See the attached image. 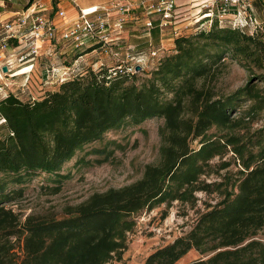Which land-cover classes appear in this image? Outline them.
<instances>
[{"label":"trees","instance_id":"1","mask_svg":"<svg viewBox=\"0 0 264 264\" xmlns=\"http://www.w3.org/2000/svg\"><path fill=\"white\" fill-rule=\"evenodd\" d=\"M173 44L171 54L143 77L137 76L143 71L97 67L39 99L0 97V264L120 261L137 215L175 201L193 205L197 192L222 199L143 264H175L192 250L200 258L189 264H264V31L249 34L214 23L175 37ZM226 57L251 78L225 95L210 83ZM151 119L163 120L159 162L145 166L136 182L94 193L60 219L27 216L21 222L5 206L22 193L6 192L9 184L44 174L57 184L56 193L65 179L60 169L77 151L110 131ZM229 154V161L211 164ZM231 164L239 168L233 177L205 181Z\"/></svg>","mask_w":264,"mask_h":264},{"label":"rangeland","instance_id":"2","mask_svg":"<svg viewBox=\"0 0 264 264\" xmlns=\"http://www.w3.org/2000/svg\"><path fill=\"white\" fill-rule=\"evenodd\" d=\"M110 1L81 0L78 5L80 8H86L104 5ZM176 5L183 6L179 9L181 18L177 20V26L180 27L181 34H193L195 26L190 23L193 21L194 15L199 12V2L191 0L188 4V0H179L176 1ZM253 10L257 20L263 21L262 2L253 5ZM205 11L202 9L201 13ZM228 17L227 20L232 19L231 15ZM226 21L217 22V25L231 27V24ZM212 22L214 23L215 20L213 19ZM239 24L241 26L238 27L245 29L244 32H253L252 26L248 25V27L242 28L245 26L244 23L240 22ZM164 34L163 40H166L169 37V31ZM132 39L135 38H128L122 44L121 51H124L123 47L128 44L135 45ZM168 43L171 44V42ZM152 46L154 48L159 47L154 42ZM163 49V56L171 54V46L165 45ZM58 50L60 55L56 54L50 62L57 67L75 65V69L79 74L91 68L96 69L95 67H99L100 64H103L104 68L111 67L114 64V60L109 56V53L106 54L103 51L91 53L89 52L91 49L72 50L67 48L66 45L65 47L60 46ZM144 52H147V50ZM74 61H77V64ZM48 63L49 60L45 59L44 56L33 60L31 62L32 68H28L29 64H25L20 69L17 63L15 65L16 69L21 70L16 74L17 76L0 82L6 83L8 85L7 89L16 94L23 102H26L29 98L39 99L47 91L53 92L58 88L57 84L44 83L45 78L42 74H44L45 66ZM24 67L27 68L22 69ZM154 67L152 64L147 65L141 70L143 72L137 76L143 77L145 73H149ZM216 70L215 80L210 85L214 87L215 92L218 94H229L243 87L251 78L249 72L229 57H226ZM244 106L241 108H244ZM2 122L3 120L0 119V125ZM162 125V119H151L137 126L127 124L118 130L106 133L100 141L85 145L75 153L71 160L62 165L59 173L65 179L62 180L58 192L53 193V189L57 185L53 182V178L44 174H36L21 186L9 184L6 187V192L21 189L22 193L21 196L16 197L5 206L11 208L19 216L21 222L27 216L60 219L65 217V211L68 207L81 204L94 193H102L111 188L118 189L136 182L142 177L145 166L157 165L159 162V147L161 144L159 129ZM260 125V121L254 122L251 130L258 128ZM1 132L0 130V134ZM197 146L198 143L194 142L193 147L196 148ZM95 149H105V152L101 155L92 154ZM110 152L111 154L107 157ZM230 157L229 154L221 160L215 158L211 164L218 165L220 161H229ZM237 170L239 168L231 164L226 170H220L218 174L205 178V181L207 183H220L224 175L228 174L233 177ZM1 177L0 174V179ZM202 179L204 180V178ZM195 196L197 200L193 205L175 201L168 206L162 204L151 211H143L137 215L135 217L136 227L132 233L127 235V249L120 261H112L111 264H143L147 256L155 249L166 246L188 233L200 214L215 206L222 199V196L218 193L197 192ZM259 238L264 237L259 236ZM199 258V254L192 250L175 264H189Z\"/></svg>","mask_w":264,"mask_h":264},{"label":"built area","instance_id":"3","mask_svg":"<svg viewBox=\"0 0 264 264\" xmlns=\"http://www.w3.org/2000/svg\"><path fill=\"white\" fill-rule=\"evenodd\" d=\"M42 1L30 0L24 9L10 17L0 18V81L16 77L22 65L29 64L27 67L32 68L31 62L42 56L49 60L42 74L44 83L58 85L75 77L79 74L75 65L57 67L50 62L56 54L60 55L58 48L62 45L72 50L91 49V53H109L114 60L111 66L113 71L135 74L137 66L143 70L149 64L156 66L163 58V47L152 46L153 29H158L161 34L169 31L173 37L182 35L177 26V20L181 18L179 9L183 7L176 5L179 0H112L104 5L83 9L76 0H54L55 8L50 10L45 8ZM192 1L200 5L199 12L190 23L195 26L194 32L217 22L222 23L229 15L232 17L226 21L231 24L229 28L240 29L239 23L243 22L245 26L242 28L252 26L253 32L249 34L264 31V20L258 21L253 10L257 2H262L264 10V0ZM65 2L70 3L76 11L70 14L63 6ZM202 9L206 11L201 13ZM47 11L49 13L46 14ZM128 38L145 40L148 51H136V44H128L121 51L122 44ZM74 62L77 64V61ZM17 63L19 70L15 67ZM3 68H6V72H3ZM1 84L0 97L13 93L7 89L6 83Z\"/></svg>","mask_w":264,"mask_h":264},{"label":"crops","instance_id":"4","mask_svg":"<svg viewBox=\"0 0 264 264\" xmlns=\"http://www.w3.org/2000/svg\"><path fill=\"white\" fill-rule=\"evenodd\" d=\"M30 0H0V18H6V17H10L14 12L20 11L22 9H24ZM77 1V5L79 3V1L81 0H76ZM112 1V0H111ZM134 2H136L137 0H132ZM42 4L45 6L46 9L50 10L51 8H55V1H51V0H43ZM63 6L67 9V11L71 14L74 11H76V9H74L70 3L65 2L63 3ZM79 6V5H78ZM88 8V7H86ZM83 9V8H81ZM49 13L48 11L46 12V14ZM164 35L165 34H161L159 33L158 29H153L152 30V38H153V42L154 44L157 46H162L164 47L166 46H171L172 50L174 47V38L175 37H171V33L169 32V37H167L166 40L164 39ZM132 42H134L137 46L136 51H139L141 49V51H148V48L146 46V44L144 43L145 41L142 40H137V39H132ZM168 42H171L168 43ZM172 52V51H171Z\"/></svg>","mask_w":264,"mask_h":264},{"label":"water","instance_id":"5","mask_svg":"<svg viewBox=\"0 0 264 264\" xmlns=\"http://www.w3.org/2000/svg\"><path fill=\"white\" fill-rule=\"evenodd\" d=\"M135 70H136V72L141 71L140 67H138V66L135 68ZM3 72H6V68H3Z\"/></svg>","mask_w":264,"mask_h":264}]
</instances>
